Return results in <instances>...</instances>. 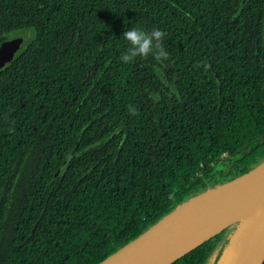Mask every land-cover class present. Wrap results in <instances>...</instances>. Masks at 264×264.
<instances>
[{"label": "trees", "instance_id": "1", "mask_svg": "<svg viewBox=\"0 0 264 264\" xmlns=\"http://www.w3.org/2000/svg\"><path fill=\"white\" fill-rule=\"evenodd\" d=\"M132 27L167 58L123 63ZM26 29L0 71V264H99L264 162V0H0V46Z\"/></svg>", "mask_w": 264, "mask_h": 264}, {"label": "water", "instance_id": "2", "mask_svg": "<svg viewBox=\"0 0 264 264\" xmlns=\"http://www.w3.org/2000/svg\"><path fill=\"white\" fill-rule=\"evenodd\" d=\"M23 43L24 38L17 37L6 40L1 44L0 71L15 58ZM263 165L264 162L251 171L223 184L211 187L207 191L176 206L159 222L99 264H172L213 236L220 234L233 225H243V222L246 221L244 234L236 250L224 264H264V217L260 216L247 202L251 196L261 195L264 197V189L257 188L248 193L239 194V186L242 179L257 171ZM222 192L230 194L242 204L229 213L222 221L217 223L208 219H192V209H188L189 211L183 214L185 209L197 203L210 200L212 194H220ZM177 231H205L207 235L205 238L185 244L170 255H167L166 248L163 246V237Z\"/></svg>", "mask_w": 264, "mask_h": 264}, {"label": "bare ground", "instance_id": "3", "mask_svg": "<svg viewBox=\"0 0 264 264\" xmlns=\"http://www.w3.org/2000/svg\"><path fill=\"white\" fill-rule=\"evenodd\" d=\"M264 189V165L257 171L251 173L242 179L239 186V194L248 193L253 189ZM248 204L257 211L260 216L264 217V197L256 195L249 197ZM242 205L238 200L226 192L212 194L211 199L197 203L183 211V214L192 209V219H208L215 222H220L229 213ZM205 231H177L173 234L163 237V246L166 248L167 255H170L179 247L199 241L205 238Z\"/></svg>", "mask_w": 264, "mask_h": 264}, {"label": "clouds", "instance_id": "4", "mask_svg": "<svg viewBox=\"0 0 264 264\" xmlns=\"http://www.w3.org/2000/svg\"><path fill=\"white\" fill-rule=\"evenodd\" d=\"M164 33L156 28L145 31L142 28L132 27L123 32V40L127 42V47L120 56V60L125 63L133 62L137 57L153 55L157 59L167 58V53L162 44ZM134 111V110H132Z\"/></svg>", "mask_w": 264, "mask_h": 264}, {"label": "rangeland", "instance_id": "5", "mask_svg": "<svg viewBox=\"0 0 264 264\" xmlns=\"http://www.w3.org/2000/svg\"><path fill=\"white\" fill-rule=\"evenodd\" d=\"M33 36V31L31 29H26L22 32L15 33L10 39L17 37H23L24 41L27 42ZM247 224L243 222V225H233L228 228L222 238L221 247L215 256V261L213 264H224L231 254L234 253L242 235L244 234V229Z\"/></svg>", "mask_w": 264, "mask_h": 264}]
</instances>
